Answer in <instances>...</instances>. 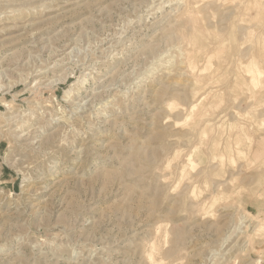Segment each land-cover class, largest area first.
<instances>
[{
  "label": "rangeland",
  "instance_id": "374dc122",
  "mask_svg": "<svg viewBox=\"0 0 264 264\" xmlns=\"http://www.w3.org/2000/svg\"><path fill=\"white\" fill-rule=\"evenodd\" d=\"M0 264H264V0H0Z\"/></svg>",
  "mask_w": 264,
  "mask_h": 264
},
{
  "label": "bare ground",
  "instance_id": "6f19581e",
  "mask_svg": "<svg viewBox=\"0 0 264 264\" xmlns=\"http://www.w3.org/2000/svg\"><path fill=\"white\" fill-rule=\"evenodd\" d=\"M164 2V1H163ZM162 5V4H161Z\"/></svg>",
  "mask_w": 264,
  "mask_h": 264
}]
</instances>
